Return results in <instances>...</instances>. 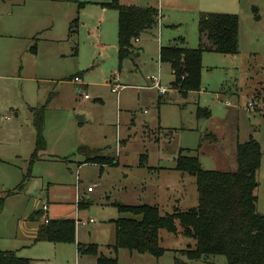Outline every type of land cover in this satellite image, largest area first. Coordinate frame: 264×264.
<instances>
[{
	"label": "rangeland",
	"instance_id": "1",
	"mask_svg": "<svg viewBox=\"0 0 264 264\" xmlns=\"http://www.w3.org/2000/svg\"><path fill=\"white\" fill-rule=\"evenodd\" d=\"M77 1L86 5L0 0V198H6L0 250L32 259V264H99L100 255L116 258L109 247L116 241L114 221L132 217L119 205H149L164 216L198 207L196 178L176 169L182 148L192 150L205 170L235 172L238 145L258 141L262 165L256 196L258 213L264 215V0H119L155 5L163 17L155 39L143 41V52L122 64L119 13L104 6L113 0ZM201 13L237 15L240 49L237 55L206 52L202 91L184 98L171 89L174 75L169 64L160 62L159 52L181 37L196 49ZM76 18L80 27L70 33ZM74 77L80 84L69 81ZM152 78L167 89L165 94L153 88ZM45 105L47 149L25 188L8 196L23 181L36 150L32 109ZM199 108L210 109L211 117L198 119ZM211 134L216 142L208 138ZM98 156L119 165L102 171L89 160ZM49 195L56 201L49 217L82 220L75 243L35 241L30 216L48 203ZM79 243L97 245L99 256L79 254ZM160 247L165 250L160 258L121 249L118 264H174L175 258L187 264H227L222 256L210 261L182 256L195 242L180 230L176 235L161 230Z\"/></svg>",
	"mask_w": 264,
	"mask_h": 264
},
{
	"label": "trees",
	"instance_id": "2",
	"mask_svg": "<svg viewBox=\"0 0 264 264\" xmlns=\"http://www.w3.org/2000/svg\"><path fill=\"white\" fill-rule=\"evenodd\" d=\"M26 1V0H23ZM78 3L82 9L86 4ZM119 13L118 56L120 63L134 59L142 49L135 45L143 35L152 33L163 18L159 9L153 6L125 5L113 0L104 5ZM80 27L79 18L69 26L70 33H76ZM199 45L196 49L189 48L183 37L160 49L159 59L162 64L171 66L174 81L171 89L178 91L184 98L202 91L203 55L206 52L224 55H237L240 49V20L237 15L223 13H201L199 18ZM38 44V43H37ZM36 46L32 50H36ZM78 77L70 78L69 81ZM47 105L33 108V125L37 132L36 150L29 163V169L15 194L25 188L31 178L33 165L40 159V153L47 149L44 137ZM211 110L199 108L198 119H209ZM172 130L169 133H174ZM210 137V138H209ZM212 142L217 139L208 135ZM208 139V140H209ZM192 150L182 148L176 159V169L196 178L199 194V205L188 212L175 209L173 214L162 215L157 207L149 205H119V211L130 213L132 217L119 218L114 221L116 241L109 247L116 258L99 256L97 245L78 244V253L99 256V264H118L119 250L148 253L156 258L164 255L160 247L161 230L178 234L179 230L185 237L194 240L195 248L181 251V255L190 261L208 260L222 256L227 264H264V215L258 213L259 186L258 174L262 165V147L258 141L251 139L237 147L238 170L222 172L205 170L198 156L190 155ZM98 156L89 159L101 167L118 166L116 159ZM147 156L143 155L142 165ZM102 160L103 162H100ZM13 194V195H14ZM6 198H0V211ZM79 209H84L81 200ZM43 211H37L30 220L40 223L36 242L48 241L54 244H71L76 242L77 225L81 219H49L41 223ZM177 222L179 226H177ZM0 264H31V260L20 257L15 252L0 250ZM174 264H187L175 258Z\"/></svg>",
	"mask_w": 264,
	"mask_h": 264
},
{
	"label": "crops",
	"instance_id": "3",
	"mask_svg": "<svg viewBox=\"0 0 264 264\" xmlns=\"http://www.w3.org/2000/svg\"><path fill=\"white\" fill-rule=\"evenodd\" d=\"M122 4H125V5H132V4H127V3H122ZM141 6H153V7H155V5H141ZM163 19V18H162ZM69 26H70V24H69ZM154 32L155 31H153L152 33H148V34H145V35H143L139 40H137V42H139V44H137V45H139V48H141L142 49V52H143V48H142V43H143V41H145V40H148V39H155L154 38V36H155V34H154ZM136 45V44H135ZM171 45V44H170ZM163 46H161L160 47V49L162 48ZM141 52V53H142ZM140 53V54H141ZM159 54H160V52H159ZM75 84H80V79H76L75 81ZM82 85V84H81ZM154 88V87H153ZM87 100H89V99H87ZM80 120H82V121H80L79 122V125H81L82 124V122H83V119L82 118H80ZM40 160V159H39ZM38 160V161H39ZM37 162V161H36ZM35 162V163H36ZM34 163V164H35ZM48 203H45L44 205H43V208H44V206L45 205H47L48 206V208H47V211L45 212L44 210H43V208H40V209H38L37 211H43V213L45 214V215H47L48 216V218L49 219H53V218H55V217H49V215H48V212H49V206H50V204L52 203V201L54 200V199H51V196L49 195L48 196ZM77 199H79V196L77 197ZM54 203H56V201H53ZM67 202V201H66ZM77 202H79V200L77 201ZM5 204H6V201H5ZM5 204H4V206H5ZM57 204H59V205H63V204H65V203H63V202H59V203H57ZM37 211H35V212H37ZM58 218V217H57ZM43 221H44V219H43ZM32 224H34L33 225V236H35L34 237V239L36 240V237L38 236V231H39V226H40V223H38V222H31ZM36 223V224H35ZM28 259V258H27ZM31 260V264H32V259H30Z\"/></svg>",
	"mask_w": 264,
	"mask_h": 264
},
{
	"label": "built area",
	"instance_id": "4",
	"mask_svg": "<svg viewBox=\"0 0 264 264\" xmlns=\"http://www.w3.org/2000/svg\"><path fill=\"white\" fill-rule=\"evenodd\" d=\"M150 80L154 82V88L158 89V90L160 91L161 94H165V93L167 92V89H165V88H163V87L161 86L160 81H159L158 79H156V78L153 79V78H152V79H150ZM155 82H156V83H155ZM119 90H120V89H115V90H113V91H114L115 93H117ZM85 98H86V99H89V96H88V95H85ZM47 208H48V206L45 205L44 208H43V210L46 212V211H47ZM43 219H44V222H45V223H47V222L49 221L48 216L45 215V214H44V216H43Z\"/></svg>",
	"mask_w": 264,
	"mask_h": 264
},
{
	"label": "water",
	"instance_id": "5",
	"mask_svg": "<svg viewBox=\"0 0 264 264\" xmlns=\"http://www.w3.org/2000/svg\"><path fill=\"white\" fill-rule=\"evenodd\" d=\"M83 119V118H82ZM80 121H82V120H80Z\"/></svg>",
	"mask_w": 264,
	"mask_h": 264
}]
</instances>
